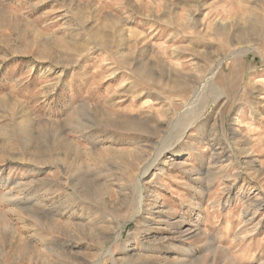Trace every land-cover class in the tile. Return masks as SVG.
Listing matches in <instances>:
<instances>
[{
    "label": "rangeland",
    "instance_id": "374dc122",
    "mask_svg": "<svg viewBox=\"0 0 264 264\" xmlns=\"http://www.w3.org/2000/svg\"><path fill=\"white\" fill-rule=\"evenodd\" d=\"M0 264H264V0H0Z\"/></svg>",
    "mask_w": 264,
    "mask_h": 264
},
{
    "label": "bare ground",
    "instance_id": "6f19581e",
    "mask_svg": "<svg viewBox=\"0 0 264 264\" xmlns=\"http://www.w3.org/2000/svg\"><path fill=\"white\" fill-rule=\"evenodd\" d=\"M18 184V183H17ZM30 209V208H29Z\"/></svg>",
    "mask_w": 264,
    "mask_h": 264
}]
</instances>
